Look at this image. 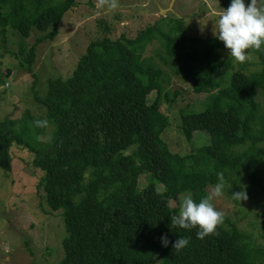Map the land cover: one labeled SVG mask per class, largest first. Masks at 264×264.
I'll return each mask as SVG.
<instances>
[{"label":"trees","instance_id":"16d2710c","mask_svg":"<svg viewBox=\"0 0 264 264\" xmlns=\"http://www.w3.org/2000/svg\"><path fill=\"white\" fill-rule=\"evenodd\" d=\"M219 2L226 9L231 0ZM77 5L78 0H0V38L8 29L24 41L33 30L41 33L33 46L22 43L14 54L35 80L34 88L37 48L54 40ZM103 31L69 79L49 81L44 98L33 91L53 125L44 147H29L13 121L0 123V168L12 172V148L32 152L31 166L43 174L38 189L51 211H62L67 237L61 264H264V248H256L227 216L216 234L199 239L198 227H171L176 212L168 204L186 192L199 202L222 172L225 185L244 179L263 196L264 209V113L258 102L264 95V44L260 51L248 50L261 70L247 75L233 70L231 58L206 66L222 42L188 36L184 18H163L134 38L117 41L110 27ZM156 42L163 49L157 57L174 66L177 77L189 79L195 94L218 91L202 111H184L186 126L209 136V143L190 155L174 153L163 139L171 121L162 101L173 99L165 91V71L145 58ZM231 71L230 85L223 86ZM152 92L158 96L148 104ZM144 173L150 183L139 192ZM165 235L189 243L175 252L171 243L163 246Z\"/></svg>","mask_w":264,"mask_h":264},{"label":"rangeland","instance_id":"374dc122","mask_svg":"<svg viewBox=\"0 0 264 264\" xmlns=\"http://www.w3.org/2000/svg\"><path fill=\"white\" fill-rule=\"evenodd\" d=\"M249 3L250 1L247 4ZM118 5L115 10L107 7L97 9L96 0H78V5L59 24L54 40L37 48L34 64L35 88V80L20 68L14 54L22 43L27 47L33 46L41 33L33 30L27 41L12 29L7 30L6 38L1 36L0 123L13 121L16 131L29 147H44L53 131L50 122L46 128L35 126L34 121L45 120L47 109L36 100L33 91L37 92L39 98H44L49 81L69 79L88 46L104 35L105 27L112 29L110 37L117 41L123 35L134 38L139 31L160 23L163 18H184L188 25V36L215 38L213 20L221 11L219 0H118ZM161 53L162 46L156 42L148 47L145 58L153 59L165 71V91L173 99L169 101L165 96L162 101V110L171 121L163 139L174 153L190 155L208 144L209 136L203 131H191L186 126L184 111H202L208 98L218 91L195 94L189 79L177 77L174 66H167L157 57ZM248 53L252 56L250 61L241 63L231 58L234 71L247 75L260 72L259 60L250 51ZM226 59L230 57L222 42L214 58L206 66L210 64L209 67H212L218 60ZM232 74L233 71L229 72L221 80L223 86L230 85ZM157 96V92H152L148 97V104H152ZM258 102L264 113L263 94L259 95ZM37 136L44 139L38 141ZM133 150L131 148L129 153ZM11 157L12 172L6 174L0 168V264H61L64 258L62 243L67 237L62 211H51L45 202L44 192L38 189L37 185L43 174L31 166L32 152L24 148H12ZM149 180V174L141 175L139 192L149 185ZM156 184L158 191H165L162 184ZM212 187H207V193ZM240 191H246L248 199H233V193ZM185 195L191 193L186 192L181 196ZM178 198L173 202H177ZM262 201L263 196L243 179L237 185L227 183L223 195L214 199L213 203L218 211L223 212L224 216L238 225L241 232L251 238L256 248H264ZM172 209L177 211L173 207Z\"/></svg>","mask_w":264,"mask_h":264},{"label":"clouds","instance_id":"9594fccd","mask_svg":"<svg viewBox=\"0 0 264 264\" xmlns=\"http://www.w3.org/2000/svg\"><path fill=\"white\" fill-rule=\"evenodd\" d=\"M115 10L119 7L118 0H96V8ZM214 21L213 34L228 50L229 57L236 62L251 60L252 56L247 50H262L264 44V0H231L226 9L219 12ZM202 25V24H201ZM203 30V26H202ZM36 127L46 128L48 121H34ZM38 141L44 138L37 136ZM218 182L196 202L191 195L178 198L177 202L168 201L170 207L175 208L176 214L171 216V227L191 230L199 228L197 238L204 239L208 235L216 234V228L223 222L224 213L218 211L213 203L214 199L223 195L225 178L223 173L217 174ZM233 199H248L246 191L234 192ZM164 247L172 244L173 251L179 252L189 243V240L180 236L174 242L167 235L161 237Z\"/></svg>","mask_w":264,"mask_h":264},{"label":"water","instance_id":"95a60500","mask_svg":"<svg viewBox=\"0 0 264 264\" xmlns=\"http://www.w3.org/2000/svg\"><path fill=\"white\" fill-rule=\"evenodd\" d=\"M163 11H166V10H163Z\"/></svg>","mask_w":264,"mask_h":264}]
</instances>
